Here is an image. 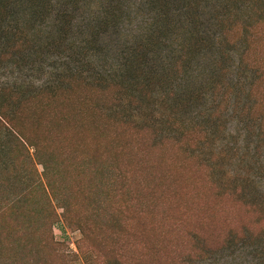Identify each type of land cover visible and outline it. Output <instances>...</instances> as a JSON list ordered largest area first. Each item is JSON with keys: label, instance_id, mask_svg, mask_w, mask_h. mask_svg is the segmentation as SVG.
Instances as JSON below:
<instances>
[{"label": "rangeland", "instance_id": "rangeland-1", "mask_svg": "<svg viewBox=\"0 0 264 264\" xmlns=\"http://www.w3.org/2000/svg\"><path fill=\"white\" fill-rule=\"evenodd\" d=\"M135 55L138 74L118 69ZM71 76L87 82L74 99L100 78L119 89L102 117L69 108L71 125L35 130L47 179L7 144L0 199L35 187L21 213L0 212V264H264V0L0 3L9 110ZM62 201L85 239L62 221L49 230Z\"/></svg>", "mask_w": 264, "mask_h": 264}, {"label": "trees", "instance_id": "trees-1", "mask_svg": "<svg viewBox=\"0 0 264 264\" xmlns=\"http://www.w3.org/2000/svg\"><path fill=\"white\" fill-rule=\"evenodd\" d=\"M36 1V0H34ZM9 5L10 0H0V3ZM139 60L138 56L135 55L131 58H128V62L126 65H123L121 68V71L124 73L126 71V74L128 73H135L138 74L134 68L138 64ZM117 69V70H118ZM77 81H84L82 78L80 80L77 79L76 76H71L62 82L65 83L67 88H63L65 85L60 84L59 86H48L42 90H40L38 93H34L29 96H19V99L16 104V108L13 110H9L7 105L8 99L4 98L1 99L0 94V133L1 138L3 139L1 142L2 145L0 147V152L2 154H5V156H8V162H5L0 159V168L6 165H14L15 159L13 157V149L10 148L7 144L15 145L17 148L19 147L21 151L25 152L26 157L22 160H31L37 159L39 160V164L42 166V172L41 176L44 178H49L50 176H53V164L51 163V160L48 156L42 155V145L41 142H43L40 138L37 137L35 130L40 129L42 123H47L49 125H52L54 120H60L64 122L66 125H71V120H68V113L71 110H75L77 113V116L80 117L86 113L95 114L98 117H102V108H110L113 104L108 101V93L110 92V88L119 89L116 85L107 82L106 80L100 78L97 80V82L90 84L89 86H86L87 92L82 95L79 98L74 99L72 96V90L77 85ZM67 83V84H66ZM87 83V82H86ZM68 93V94H66ZM21 94V93H20ZM75 100H79V106H76L74 104ZM92 100L97 101L100 105H92ZM11 102V101H10ZM90 104V106H89ZM73 108L71 110L66 111V109ZM58 114V115H56ZM79 123H82V120H78ZM119 123H122L126 126H131L132 129H135L136 131H143V130H152V126H135L134 124H131L132 122L128 121H119ZM177 123V122H175ZM178 130L180 128L183 131V134H195V130L191 131L189 129L186 130L185 127L181 126L180 123H177L175 125ZM140 127V128H139ZM167 139V138H165ZM162 141V140H161ZM164 142V141H162ZM125 147L126 150H129V147L126 144H123L121 146V149ZM139 163V162H138ZM137 163V165H138ZM152 164H142L139 163V166L141 168L149 167L152 168ZM23 182H25L28 178L30 173L23 172ZM1 182V181H0ZM33 185H27L26 187H23V189L20 190H13L10 192H7L4 195L3 200L0 199V212L9 211L12 214L14 213H21L23 209L28 204L29 199L32 196V193L34 191ZM143 192L144 197L147 195L150 196L151 199L154 197V192L152 191V187L150 184H143ZM1 196V194H0ZM60 208L62 209L61 215L58 216L57 214L55 217H57V221L54 223H51L49 226V230L51 227H53L54 224H56L59 221H62V223L65 226L68 227H75L79 229V235L81 239H85V232L83 231L82 223L80 219H75L73 215V211L70 207V205H66L64 201H62V205H60ZM62 219V220H61ZM52 232V231H51ZM83 241V240H82Z\"/></svg>", "mask_w": 264, "mask_h": 264}]
</instances>
